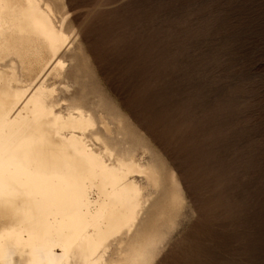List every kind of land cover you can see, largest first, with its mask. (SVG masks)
<instances>
[{
  "label": "bare ground",
  "instance_id": "1",
  "mask_svg": "<svg viewBox=\"0 0 264 264\" xmlns=\"http://www.w3.org/2000/svg\"><path fill=\"white\" fill-rule=\"evenodd\" d=\"M66 6L0 0V264H153L185 196L93 81ZM198 228L185 264H208Z\"/></svg>",
  "mask_w": 264,
  "mask_h": 264
},
{
  "label": "rangeland",
  "instance_id": "2",
  "mask_svg": "<svg viewBox=\"0 0 264 264\" xmlns=\"http://www.w3.org/2000/svg\"><path fill=\"white\" fill-rule=\"evenodd\" d=\"M65 1L93 81L185 196L153 264H185L196 224L204 263L264 264V0Z\"/></svg>",
  "mask_w": 264,
  "mask_h": 264
},
{
  "label": "snow or ice",
  "instance_id": "3",
  "mask_svg": "<svg viewBox=\"0 0 264 264\" xmlns=\"http://www.w3.org/2000/svg\"><path fill=\"white\" fill-rule=\"evenodd\" d=\"M67 2L70 4L71 0H67ZM103 6V0H100V2L97 4V9L101 8ZM185 206V202L183 200L179 201L175 206H174V211L181 212L183 211ZM161 244H163V241H160Z\"/></svg>",
  "mask_w": 264,
  "mask_h": 264
}]
</instances>
